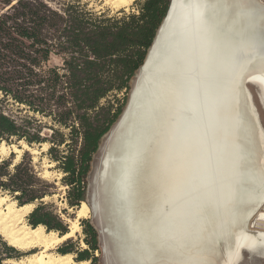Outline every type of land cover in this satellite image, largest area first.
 Returning <instances> with one entry per match:
<instances>
[{
    "label": "bare ground",
    "instance_id": "6f19581e",
    "mask_svg": "<svg viewBox=\"0 0 264 264\" xmlns=\"http://www.w3.org/2000/svg\"><path fill=\"white\" fill-rule=\"evenodd\" d=\"M112 1L121 5L127 0ZM216 1L171 0L172 10L158 31L121 116L113 151L103 159L100 179L107 180L109 199L116 211L113 220L117 230L113 236L119 240L120 252L129 264H213L216 238L226 243L221 264H235L244 252L264 256V232L250 230L252 220L264 207V131L255 121L254 104L245 87L247 82L256 84L264 104V8L253 0L256 11L241 12L238 0H233V9ZM177 3H194L195 14L203 19L200 38L183 49L177 46L181 36L172 38L173 26L179 24V15H184ZM237 52L243 53L239 63ZM253 63H257L255 68L246 71ZM195 65L200 67L199 88L200 83L203 89L207 87L208 97L209 90L213 93L219 85L224 89L223 95H214L217 101L224 98V104L217 106L218 121L210 127V136L200 127L179 128L184 117L185 90L191 87ZM161 66L164 72L169 66L175 76L163 75L162 87L156 92L152 77ZM192 86L199 95L198 81ZM246 110L252 120L247 119ZM155 131L160 132L159 143L157 137L151 139ZM168 143L173 144L174 156L166 151ZM22 151L16 145L0 142L1 156ZM193 158L209 171L201 170L200 179L198 173L194 176L187 168ZM192 206L200 208L197 213L188 212L187 207ZM95 207L98 210L97 201ZM33 209L34 204L19 206L7 196L0 197V235L18 250H37L12 262L78 264L72 253L56 250L77 231L78 219L91 211L88 204H81L70 231L62 236L42 225L28 224L26 217ZM193 215L212 220L211 229L198 241L192 230L181 233L190 228ZM259 218L264 219V215ZM198 246H202L200 255L193 253ZM188 258L191 263L186 261Z\"/></svg>",
    "mask_w": 264,
    "mask_h": 264
},
{
    "label": "trees",
    "instance_id": "16d2710c",
    "mask_svg": "<svg viewBox=\"0 0 264 264\" xmlns=\"http://www.w3.org/2000/svg\"><path fill=\"white\" fill-rule=\"evenodd\" d=\"M169 4L147 0L139 14L120 17L86 11L80 4L0 0V142L49 144V158L64 174L71 208L87 203L94 156L128 105L131 82L145 63ZM54 56L62 66H49ZM123 92L116 105L103 103ZM45 128L50 136L43 135ZM11 167V160L0 161V191L19 206L40 203L28 216L32 227L68 233V225L43 202L56 187L39 175L29 153ZM83 226L90 250L75 251L68 245L59 252H76L97 264L92 253L100 251L98 232L89 221L83 220ZM20 260L18 249L0 236V264Z\"/></svg>",
    "mask_w": 264,
    "mask_h": 264
},
{
    "label": "rangeland",
    "instance_id": "374dc122",
    "mask_svg": "<svg viewBox=\"0 0 264 264\" xmlns=\"http://www.w3.org/2000/svg\"><path fill=\"white\" fill-rule=\"evenodd\" d=\"M46 1L50 2L53 5L54 4H57V5H60V4L79 5L80 4L86 9V11L91 10V11H94L98 14L104 13V14H107L108 16H120L121 17L124 14H127V15L128 14H139L141 11V7H142L143 3L147 0H127L121 5L116 4L112 0H46ZM255 2L257 5L264 8V0L263 1L262 0H255ZM208 3H209V0H208ZM253 3H254L253 0H246L243 3L241 0H238L237 4L239 5V8H237V9H240L241 12H243V11H256L254 9ZM216 4L217 5L220 4L224 7L227 6L228 9L230 7L233 9V6H234L233 0H217ZM222 11H224L223 8H222ZM222 11H220V13H222ZM255 64H257V63H253V65L252 64L248 65L246 67V71L248 69L250 70L252 68H255V66H254ZM49 66L50 67L62 66L61 58H59L57 56L52 57V60L50 61ZM139 75H140V72L138 70V72L136 73L135 77L133 78V80L131 82V88L132 89H131V92L129 93V99H130V96L133 92V89L136 86ZM248 89L250 90V92L254 96L255 104L258 108L260 118H261V122H262V125L264 127V110H263V108L259 102V99H258V89H257V87H255L253 85H248ZM124 95H125L124 92L123 93H117V94H111L107 99L103 100V103H106L107 101H111L112 104L116 105L117 102L115 100L116 99H122L124 97ZM128 102H129V100H128ZM245 112H246L247 119H249V114H248L247 110ZM121 118L122 117H120L119 120L113 125L112 129L107 134V136H105L103 138L100 149L97 152V154L94 156V160L92 163V169H91V172L89 175V186H88V193H87V204H88L91 211L88 212V214L85 217L78 219L77 231L74 233V235L71 238L67 239L66 241H64L63 243H61L57 247V250H56L57 252H59V250H61V249H66V247L68 245H69L70 249H75V251H77L78 249L80 251L90 250L89 245L86 244V241H85L86 234L84 232V226H83V220H85V221H89L95 227V229L97 230L98 235H99L100 251H96V252L92 253L94 255V257H96L98 259L97 264H129L125 260V258H123V256H122L123 253L120 252L121 250L119 249V245H120L119 240L115 236H113V232H116V230H117L115 222L113 220V218L116 216V211L114 210L113 206L111 205V202L109 199L110 193L108 190L107 180L102 181V179H100V174H101L102 167H103L102 166L103 159L109 152L113 151L116 130H117V127H118V124H119ZM37 119L43 121V123H47L48 125L52 124V122L47 118H42L40 116H37ZM51 133H52L51 130L47 129V128H45L43 131L44 136H50ZM161 133L163 134L162 131H161ZM159 135H160V132L155 131L153 136H151V139H153V137H157L155 139H156L157 143H159ZM161 138H162V135H161ZM4 142L8 146L16 145L23 151H22V153L10 152V153L2 155V156L0 155V161L11 160L12 161L11 169H13V165L19 163L21 161L23 155L25 154V152H28L29 155L33 158V163H34L37 171L39 172V175L43 179H45L46 181L55 185L56 188L52 191V193H53L52 196L46 197L47 199H44L43 202H44V205L49 206L50 210H53L54 213L56 215H58L59 218H61V220L64 221L65 224L68 225L69 231H70V226H72L73 222L77 219V211L80 207L71 208L68 205V202H67L68 187L62 183V178L64 177V174L56 169V163L51 161L49 158L48 149H49L50 145L49 144L34 145L31 148L37 149V151H38V153L34 154L30 150L24 149V147L22 145V144H26L24 141H22L23 143L22 142H16L15 140H13L10 143H7L6 141H4ZM253 142H255V144H256L255 147L258 148L259 145H258L256 135H254ZM151 145H152V143H151ZM168 145H169V149L167 147L166 151L174 156V152L172 150L173 144L171 143V145H170L168 143ZM193 150L195 151L196 149H193ZM178 153H179V151L175 154V156ZM197 161H198V159L193 158L191 161H189L190 163L187 166V168L193 172L194 176L197 175L195 173H198L197 178L200 179L199 176L201 174H199V173L201 170L207 171V172H209V171L206 168H204L201 164H199ZM191 162H193V163H191ZM182 167L184 169V166H182ZM210 168H211V166H210ZM206 190L208 191V189H206ZM5 196L8 197L9 201L16 202L17 205H19L18 201H16L11 195L0 191V197H5ZM211 198L213 199L214 196L211 195ZM96 201L99 204L98 210L95 208ZM39 204H40L39 202L34 203V209ZM143 205L146 206V204H143ZM165 209H168V207H165ZM187 209L189 210L188 212L197 213L198 212L197 210H199L200 208L196 209L192 206V207H187ZM187 209H185V210L187 211ZM181 210H182V208H181ZM185 210L183 209L182 211L185 212ZM259 210L260 211L257 214V217L252 220V223H251L252 228H250V230H258V231L264 232V219L259 218L260 215H264V207H261V209H259ZM28 216L26 217V221L29 224ZM204 216H203V218H204ZM215 217H217V216H215ZM193 218H194V221H193V223H190V228H188V229L183 228L184 230L181 233L186 234L188 231L189 232L193 231V232H195L194 234H195V237L197 240V238L203 237L204 233H207L211 229L212 220L209 222L208 221L209 217H206L204 219H202V217H200V219H199L195 215H193ZM253 225H254V227H253ZM201 231H203V232H201ZM217 235L218 234H216V236ZM197 245H199V243L192 245V247H195ZM198 247L195 248L193 253L200 255L201 251H202L201 250L202 246H200L199 248ZM215 247H216L215 252L212 255V257H213L212 263L213 264H221L222 261L224 260V252H225L226 243L224 240L218 242V240L216 238L214 248ZM18 251H19L21 259L26 257V256H29L33 252H37V250L33 251V252H24L21 250H18ZM72 254L74 255L75 260L78 264H80L82 262H88L89 261L86 259L79 258L78 254L76 252H72ZM192 254H191V257H192ZM190 259L191 258H188L186 261H190V263H191L192 261ZM92 262L93 261H89V264H92ZM10 263H13V262H10ZM13 264H17V263H13ZM235 264H264V256L255 255V254L250 253V252H244L242 254V256L240 257V259L238 260V262H236Z\"/></svg>",
    "mask_w": 264,
    "mask_h": 264
},
{
    "label": "water",
    "instance_id": "95a60500",
    "mask_svg": "<svg viewBox=\"0 0 264 264\" xmlns=\"http://www.w3.org/2000/svg\"><path fill=\"white\" fill-rule=\"evenodd\" d=\"M173 2V0H172ZM15 4V3H14ZM177 8L181 10V12L185 15H179V24H176L173 26L174 28V32L172 34H174L172 36V38H174V36H176L177 38H179L178 35L181 36V39L179 38L178 40V45L180 46L181 49H183L184 47H187L188 44L191 45V41L193 40V43H195V41L197 39L200 38V31H201V26H203V19L202 16L195 14L194 11V3H191L189 5H184L182 3H177L176 4ZM175 9V8H174ZM172 10V4L170 6L167 18L169 16L170 11ZM166 18V19H167ZM172 23V21H171ZM173 25V24H172ZM179 25V27H178ZM172 29V26H171ZM178 29V30H177ZM155 42V41H154ZM174 42H171V44H173ZM154 44V43H153ZM177 46H174L173 48H176ZM243 56V53L241 52H237L236 55V63H239L238 60H240ZM176 59V58H175ZM146 61V60H145ZM146 63V62H145ZM145 65V64H144ZM163 65V64H162ZM167 69L165 68L166 72H164V68H158L157 71H155L152 79L156 80L155 81V87H156V92H158V90L160 89V86L162 87V78L163 75L165 76V78L167 76H175L173 75L174 71H170L169 66H166ZM142 68V67H141ZM140 68V70H141ZM198 68L200 69V67L195 65V70L194 72L191 73V87L188 89H184L185 90V102H184V108L181 111V113L184 115V117L181 119L182 121L179 124V128L180 126H184L186 127V129L189 128H196V127H200V129L204 130L207 135L210 136L211 131H210V127L213 125H215V122L218 121V115H217V111L218 108L217 106H221L222 104H224V98L221 101H217L215 99H217V97H215L214 95H223L224 93V89L219 87L213 92L210 93V90L208 91L209 93V97L207 96V87L203 89V86L200 83V87L199 88V78L201 79V76H198ZM139 70V72H140ZM153 80H151V82L154 84ZM194 80V81H193ZM195 81H198V92L199 95H197L195 93V87L192 86V82L194 83ZM151 83V84H152ZM212 88V87H211ZM188 90V91H187ZM132 95V94H131ZM129 99V102L131 100ZM128 102V104H129ZM128 107V105H127ZM183 124V125H182ZM96 208V207H95Z\"/></svg>",
    "mask_w": 264,
    "mask_h": 264
},
{
    "label": "flooded vegetation",
    "instance_id": "af4514ba",
    "mask_svg": "<svg viewBox=\"0 0 264 264\" xmlns=\"http://www.w3.org/2000/svg\"><path fill=\"white\" fill-rule=\"evenodd\" d=\"M170 4H171V0H170ZM170 4H169V7H170ZM169 9V8H168ZM169 11V10H168ZM166 17H167V15H166ZM166 17H165V19H166ZM164 19V20H165ZM163 23H164V21H163ZM163 23H162V25H163ZM161 25V26H162ZM248 85H253V86H255V87H257V89H258V99H259V102H260V104H261V106H262V108H263V110H264V104H263V102H262V98H261V95H260V93H259V90H260V88L257 86V85H255V84H253V83H249V82H247L246 84H245V87L246 88H248ZM248 91H249V93L250 94H248L249 95V101H250V103H251V105H253L254 106V110H255V114H256V123H258L257 125L264 131V127H263V125H262V122H261V118H260V114H259V111H258V108H257V106H256V104H255V100H254V96L252 95V93L250 92V90L248 89ZM249 114V113H248ZM249 119H251L252 120V118H251V116L249 115ZM251 122V121H250Z\"/></svg>",
    "mask_w": 264,
    "mask_h": 264
}]
</instances>
